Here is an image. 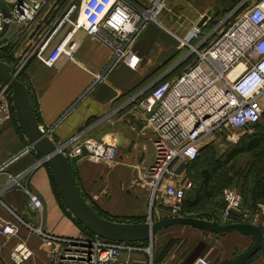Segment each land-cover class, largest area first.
I'll return each mask as SVG.
<instances>
[{
	"label": "crops",
	"instance_id": "0c3cea01",
	"mask_svg": "<svg viewBox=\"0 0 264 264\" xmlns=\"http://www.w3.org/2000/svg\"><path fill=\"white\" fill-rule=\"evenodd\" d=\"M121 1L139 16L142 9L150 8V0ZM246 5V0H162L152 18L144 22L132 40L127 45L122 43L124 51L118 57L108 43L79 28L72 36L76 42L72 59L62 55L54 65L48 66L34 54L27 58L22 74L35 117L62 151L69 147V142L75 145L88 138L116 145L121 143L113 161L95 162L83 155L68 158L81 196L106 218L130 224L153 222L181 216L186 203L193 205L196 184L190 162L183 161L178 167L180 179L190 180L192 188L186 190L185 195L189 194L177 207L176 215L171 212L172 203L162 195V189L172 181L165 178L156 191L146 184L144 176L153 158L154 134L146 123L147 113L140 100L158 81L177 78L193 63L188 56L192 47L200 43V50L208 47L213 39V28L226 26L223 21L226 12L241 11ZM208 11L210 15L198 26ZM53 23L47 27H52ZM31 27L24 33L27 40ZM70 28L69 23L63 24L48 51ZM131 55L138 57L134 67L128 64ZM17 126L12 111L0 122V221H7L16 228L14 235H0V264H12L9 254L19 245L30 252L23 264H53L63 245L49 248L39 233L73 239L83 234V230L57 199L48 162L29 145ZM252 130L242 131L240 136ZM74 137L77 139L72 141ZM154 196L160 200L152 203ZM31 197L40 201L39 208L31 207ZM197 205L187 207L193 210L189 215L207 216L223 223L219 208L207 206L196 212ZM242 209L255 217V225L262 229L264 202H258L253 212ZM172 227L175 232L172 237L160 233L153 237L154 251L170 240H181V243L166 252L156 264H192L197 257L208 258L216 252L217 257L220 256L219 263L234 258V251L238 254L253 243L251 236L238 232L214 235L184 225ZM133 247L139 250L123 251L120 263L145 264L139 257L144 249ZM261 248L246 264H264V248ZM210 263L213 264L214 259ZM146 264L153 262L150 260Z\"/></svg>",
	"mask_w": 264,
	"mask_h": 264
},
{
	"label": "built area",
	"instance_id": "2783aa9c",
	"mask_svg": "<svg viewBox=\"0 0 264 264\" xmlns=\"http://www.w3.org/2000/svg\"><path fill=\"white\" fill-rule=\"evenodd\" d=\"M3 1L11 13L10 26L19 24L20 34L32 26L51 0ZM161 1L150 0V8L142 9L141 17L121 0H80L78 17L82 16V22L79 24L78 18L72 17L75 6L68 7L54 20L52 27H47L48 32L39 36L24 63L32 54L48 66L54 65L62 55L72 59L76 49L72 36L79 28L108 43L118 57L124 51L122 43L127 45L132 40L144 22L152 18ZM232 16L234 21L229 26L213 28L218 36L208 47L203 50L192 47L196 60L187 69L174 80L158 81L140 100L147 113L146 123L154 134L153 158L144 176L146 184L156 191L165 178L172 181L162 189V194L172 203L174 215L178 213L177 207L183 202L186 190L192 188L190 180L180 179L178 167L183 161L191 162L197 157L201 140L224 127L239 137L242 131L252 130L251 126L264 118V0H254L241 11L228 12L223 21ZM4 20L0 11V31ZM65 23L70 24V30L48 51L54 35ZM137 61L138 57L131 55L128 64L134 67ZM8 87L0 83V122L9 117L13 105L11 93L10 101L6 100ZM68 144L69 147L62 151L67 158L83 155L95 162L117 158V145L112 142L88 138L75 145ZM222 198L225 203L220 215L222 224L237 221L255 225L257 219H251L242 209V197L235 188L223 189ZM30 203L32 208L40 207L36 197H31ZM261 227L264 240V219ZM15 232L14 225L0 221L1 236L8 237ZM39 235L49 248L63 245L53 264H122L119 257L123 251L139 250L130 244L123 247L95 235L81 234L73 239L41 232ZM29 256L30 252L19 245L10 252L9 260L12 264H23ZM192 264L211 263L205 256H199Z\"/></svg>",
	"mask_w": 264,
	"mask_h": 264
},
{
	"label": "water",
	"instance_id": "95a60500",
	"mask_svg": "<svg viewBox=\"0 0 264 264\" xmlns=\"http://www.w3.org/2000/svg\"><path fill=\"white\" fill-rule=\"evenodd\" d=\"M0 11L4 22L0 38L10 27L11 13L8 5L0 0ZM206 12L200 20V26L210 15ZM0 83L7 84L11 89V97L18 125L26 136L29 145L49 163L55 179L58 193L68 212L90 233L102 239L120 243L123 247L136 242H151L153 237L162 230L178 225L193 227L215 235L238 232L243 236H251L253 243L244 251H240L232 259H224L218 264H246L263 244L262 229L250 223L222 224L192 216L168 217L156 221L138 224L113 222L100 216L81 196L71 170V164L59 145L39 126L29 99L24 82L12 72L11 66L0 60ZM257 124L251 127L255 128ZM247 129V127H244ZM117 146H121L118 143ZM150 250V249H149Z\"/></svg>",
	"mask_w": 264,
	"mask_h": 264
},
{
	"label": "rangeland",
	"instance_id": "374dc122",
	"mask_svg": "<svg viewBox=\"0 0 264 264\" xmlns=\"http://www.w3.org/2000/svg\"><path fill=\"white\" fill-rule=\"evenodd\" d=\"M253 1L254 0H246V3L247 4L252 3ZM72 5L75 6V9L72 13V17L73 19L76 18L79 19L78 15H79L80 0H51L50 3L44 8V10L36 17V20L33 22L32 27L28 29L30 31L28 40L24 38L25 37L24 33L26 30H23L22 33L18 34V32L21 30V26L17 23H12L9 29L7 30V32L5 33V35L0 38V60L7 62L11 66L12 72L15 74L16 77H18V75H20V73L22 72L24 66V60L28 52L34 49L35 42L36 40H38L39 36H42L43 33L48 32L47 26L51 24L54 20L58 19L64 13V11L67 10V8ZM233 21H234V17L232 16L230 17L229 20L225 22L226 27L229 26ZM216 35H218L217 32L213 34L212 40H214L217 37ZM214 36L216 37L214 38ZM212 40H210V42H208L207 45H210L212 43ZM4 47L6 49H3ZM198 47L199 48L201 47V43L199 44ZM188 56L190 59H192L193 62L196 60V56L193 50L189 53ZM9 93H11L10 87L6 89V100L8 102L10 101ZM240 137L241 136L235 137L233 135V131L230 128L224 127L215 130L213 133L210 134V136L207 139L204 138L203 140H201L200 156L195 161L190 162V164L192 163L196 171L200 172V170L202 169L203 170L209 169L210 166H213L212 164H214V162L222 163L223 165L221 169L216 173L213 180H216L217 183L220 182L218 183V185L222 186V182H223V184H226L224 185V187L235 188L236 190L239 189L241 185H243V179L245 177L244 173L252 169L254 171H257V169L259 170V162H260L259 158H261L263 152V147H258L253 151L244 152L237 155L234 159H232L228 163H223L225 156H227V154L230 152L229 149L232 148V146L238 145L239 143L243 142V140L240 139ZM239 193L241 194V191ZM188 194L189 193H186L185 197H187ZM159 200L160 199L159 198L156 199L155 196L151 198L152 203L153 201L158 202ZM223 203L224 200L220 192L219 195L215 196L211 200H208L207 202H202L201 205L198 206L199 209L196 212L203 210L207 206L208 207L214 206L215 208H219L218 214L220 216L223 212V209L225 208V203L224 204ZM181 216H185V215L181 214ZM187 216H191V215H187ZM249 217H251L252 219L251 215ZM173 229H174L173 227L167 228L162 232H160V235L163 236L165 235L166 237L167 236L172 237V235L175 234ZM154 242H155V238H153L151 242H146L145 244L146 246L143 247L144 254L139 256L141 260L145 262V264L148 263L150 260H153L154 244H155ZM180 243L181 240H179L178 242L174 240H170L169 243L167 244L165 242L161 248L165 247L169 251L172 250L173 248L174 249L177 248L180 245ZM234 252H238V251H234ZM234 252L233 255L235 257L237 253ZM217 253L218 252L214 254L212 253L208 257L210 262L211 260L213 261L214 259L213 264H218V261L220 260V256L217 257Z\"/></svg>",
	"mask_w": 264,
	"mask_h": 264
},
{
	"label": "trees",
	"instance_id": "16d2710c",
	"mask_svg": "<svg viewBox=\"0 0 264 264\" xmlns=\"http://www.w3.org/2000/svg\"><path fill=\"white\" fill-rule=\"evenodd\" d=\"M226 13H228V12H226ZM216 36H218V35H216ZM216 36H214V38ZM3 49H6V48L4 47ZM17 78L19 80H21L22 82H24L22 72L20 73V75H18ZM11 101H12V98H11ZM9 111H10V114L12 111L13 114L16 116L15 109H14L13 105L10 106ZM263 120H264V118H262V120L257 124V126L250 133L245 132L244 134L241 135L240 139H242L243 142L239 143L238 145H234V146H232V148L229 149L230 152L227 154V156H225L223 163H228L232 159H234L237 155L244 153V152L253 151V150L257 149L258 147H263V152H264V121ZM18 129H19V131H21L19 127H18ZM200 151H201V147L199 149V153H198L197 157L194 160H192L191 162L198 159V157L200 156ZM263 152H262L261 158H259L260 159L259 170L257 169V171H254L252 169V170L244 173L245 177L243 179V185H241V187H240L241 194H242L241 195L242 196V202H243L242 207L244 209L248 208V209H250L249 211H252V212L255 210V206L258 202H264V172H263V170H264V156H263ZM48 165H49V163H48ZM212 165L213 166H210L209 169H204V170L202 169L199 172V171H196V169H195L194 165H192V163L190 164V171H191L192 177H194L192 179H193V182L196 184L195 194H194V196H193L194 198L191 202V203H193V205H188L189 203H186L185 212L182 215L187 216V215H189L188 213L193 212L192 209H189L187 207L191 208V206H196L197 204H198L197 205V207H198L201 205L203 200H211L215 196L219 195L220 192L222 194L223 189L230 188V187H224V185H226V184H223V182H222V186H221V185H218V183H220V182L217 183L216 180H213L214 176L221 169L223 164L214 162V164H212ZM49 169H50V167H49ZM198 173H199V175H198ZM50 174H51V179H52V184H53L55 195H56L57 199L59 200L60 204L62 205V207L66 210V207H65V205H64V203H63V201H62V199L58 193L56 183H55V179L53 176V172L51 169H50ZM196 209H197L196 211H198L199 208H196ZM96 212L100 216L106 218L102 213H100L98 211H96ZM68 215L71 216L73 218V220L77 223V225L83 230V234L90 236V237L94 236L92 233L88 232L69 212H68ZM196 218H201V219H205L208 221L219 222L216 219H213V220L208 219L207 216H204V217L196 216ZM106 219H108V218H106ZM108 220H110V219H108ZM111 221L115 222L114 220H111ZM228 223H239V222H237V221L225 222V224H228ZM206 233H208V232H206ZM146 242H148V241L131 243L130 245L143 248L146 246L145 245ZM261 247H262L261 248V250H262L264 248V242H263ZM167 251H168V249L165 247L158 249L156 252L154 251L153 260H152L153 264H156L166 254Z\"/></svg>",
	"mask_w": 264,
	"mask_h": 264
},
{
	"label": "bare ground",
	"instance_id": "6f19581e",
	"mask_svg": "<svg viewBox=\"0 0 264 264\" xmlns=\"http://www.w3.org/2000/svg\"><path fill=\"white\" fill-rule=\"evenodd\" d=\"M81 22H82V16L80 15V16H79V19H78V23L80 24ZM234 71H235V70H234ZM232 73H233V72H232ZM232 73H231V74H232Z\"/></svg>",
	"mask_w": 264,
	"mask_h": 264
}]
</instances>
